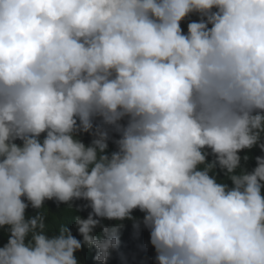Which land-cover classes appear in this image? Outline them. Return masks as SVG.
I'll use <instances>...</instances> for the list:
<instances>
[{
	"label": "clouds",
	"instance_id": "1",
	"mask_svg": "<svg viewBox=\"0 0 264 264\" xmlns=\"http://www.w3.org/2000/svg\"><path fill=\"white\" fill-rule=\"evenodd\" d=\"M256 147L264 0H0V264H107L126 220L155 264H264Z\"/></svg>",
	"mask_w": 264,
	"mask_h": 264
},
{
	"label": "trees",
	"instance_id": "2",
	"mask_svg": "<svg viewBox=\"0 0 264 264\" xmlns=\"http://www.w3.org/2000/svg\"><path fill=\"white\" fill-rule=\"evenodd\" d=\"M189 20H198L196 15H193L189 18ZM189 20H185L182 22V28L184 31H187V23ZM81 139L87 144L90 143L91 137L87 134H83ZM110 150H115V145L110 143ZM247 154L249 158H255L257 156H264V152L256 147L252 150H245L240 153L241 156ZM254 165H248V169H252L255 167L256 162L254 160H250ZM48 204H45V208L41 211L46 212L48 216V223L50 225V229H55L58 227L60 223L66 224L71 230L74 236L78 239H82L78 232L74 223V216L80 215L84 218L87 217L88 212L91 209H84L83 211L74 212L71 209L67 208V205L60 204L59 206L55 201L49 200L45 201ZM86 201L77 200L74 202L73 207L80 206L85 204ZM29 215L34 214V211L31 207L27 210ZM134 216L141 219L143 218L144 213L139 210H135L133 213ZM102 223L106 225H113L117 223L116 221L104 220ZM124 227L120 230V244L119 247L112 250L111 255L107 261V264H155V249L150 243V233L149 230L144 228L141 225L140 229L137 230L133 227L132 221H124ZM96 234H100V228H97ZM96 254L95 248L89 249L87 247L83 248L82 251L76 253L78 260L81 264H97L94 260V256Z\"/></svg>",
	"mask_w": 264,
	"mask_h": 264
}]
</instances>
